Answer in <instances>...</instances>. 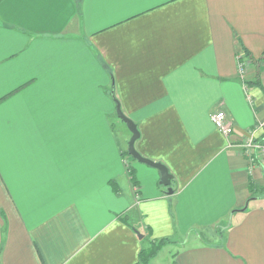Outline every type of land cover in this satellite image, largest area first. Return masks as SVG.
<instances>
[{
  "label": "crops",
  "instance_id": "crops-1",
  "mask_svg": "<svg viewBox=\"0 0 264 264\" xmlns=\"http://www.w3.org/2000/svg\"><path fill=\"white\" fill-rule=\"evenodd\" d=\"M263 122L264 0H0V264H264Z\"/></svg>",
  "mask_w": 264,
  "mask_h": 264
},
{
  "label": "built area",
  "instance_id": "built-area-1",
  "mask_svg": "<svg viewBox=\"0 0 264 264\" xmlns=\"http://www.w3.org/2000/svg\"><path fill=\"white\" fill-rule=\"evenodd\" d=\"M251 59L248 57L241 62V67L245 68V65H249ZM212 120L218 130L224 134H230L234 128V123L227 116L224 110L216 111ZM261 128L264 129V122L261 124ZM241 150L245 153L252 155L253 160H257L261 164H264V137L257 139L254 132H251L246 138H244L240 144Z\"/></svg>",
  "mask_w": 264,
  "mask_h": 264
},
{
  "label": "water",
  "instance_id": "water-1",
  "mask_svg": "<svg viewBox=\"0 0 264 264\" xmlns=\"http://www.w3.org/2000/svg\"><path fill=\"white\" fill-rule=\"evenodd\" d=\"M117 114L127 124L129 130L132 133V136L128 142V153L136 160L157 168L161 173L160 183L164 186H167L168 191L171 193L173 191V189L171 188V182L173 179V175L169 171V168L167 167V165H165L163 162L155 161L151 158L145 157L137 150L135 143H136V140L140 137L139 128L137 124L134 122V120L128 117L123 112L119 101H117ZM139 235L140 237H142L141 234Z\"/></svg>",
  "mask_w": 264,
  "mask_h": 264
},
{
  "label": "trees",
  "instance_id": "trees-1",
  "mask_svg": "<svg viewBox=\"0 0 264 264\" xmlns=\"http://www.w3.org/2000/svg\"><path fill=\"white\" fill-rule=\"evenodd\" d=\"M169 240H158L156 242L151 243V245L147 248H143L141 252V262L142 264H147L149 259L153 258L159 250L168 242Z\"/></svg>",
  "mask_w": 264,
  "mask_h": 264
},
{
  "label": "rangeland",
  "instance_id": "rangeland-1",
  "mask_svg": "<svg viewBox=\"0 0 264 264\" xmlns=\"http://www.w3.org/2000/svg\"><path fill=\"white\" fill-rule=\"evenodd\" d=\"M121 123H122V121H121ZM123 124H125V123H123ZM126 126V125H125ZM128 149V148H127ZM128 151V150H127ZM130 156V159H132L133 160V157L131 156V155H129ZM214 235H218V233L217 234H214ZM213 237L214 236H210V237H208L209 239H213ZM170 243V241H168L166 244H169ZM165 244V245H166ZM168 258V253H167V251H164L159 257H158V260H166Z\"/></svg>",
  "mask_w": 264,
  "mask_h": 264
}]
</instances>
